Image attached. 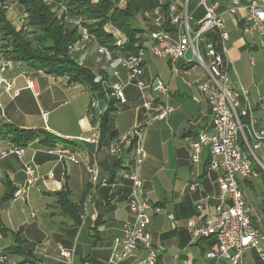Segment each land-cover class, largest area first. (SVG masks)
<instances>
[{"label": "crops", "instance_id": "0c3cea01", "mask_svg": "<svg viewBox=\"0 0 264 264\" xmlns=\"http://www.w3.org/2000/svg\"><path fill=\"white\" fill-rule=\"evenodd\" d=\"M223 10L222 7V13ZM203 14L200 8L195 18ZM238 14L241 13H232L230 16L229 13H223L231 38L228 41L230 84L248 88L250 100L254 104L257 94L264 95V38H246L241 32ZM143 24L140 25L145 32L138 39L142 48H145L152 41L147 24ZM78 34L81 35L80 30ZM81 45L80 51L71 52L76 63L86 67L95 78L101 76L110 84L119 82L124 86V103L109 98L101 85L103 96L95 92L104 101L105 106L102 108L106 111L114 101L115 111L109 112L105 125L102 119L90 120L88 109L60 121L59 116H54L50 122V116L55 111H41L42 106L35 100L36 106L33 108L24 100L19 101L23 92H32L34 97L46 92L66 94L78 88L89 89L85 84H70L66 77L50 76L20 65H14L7 76L6 73L0 74L6 84L12 86L10 91L5 86L0 87L2 119L20 129L46 131L57 137L54 149H67L69 155L78 160V163H62L56 155L47 152L49 148L39 139L29 143L20 156L10 154L0 158V205L7 192L5 183L9 182L13 190L23 192L20 196L26 195L28 206L26 253H10L7 264H64L59 254L60 248L74 250V264H108L113 242L122 236L123 223L131 220L127 204L131 183L122 176V166L127 161L121 165L106 149L116 136L143 124L146 125L144 150L147 157L139 167L138 175L143 182L144 199L162 210L161 214L151 212L149 227L152 244L160 249L158 264H231L223 259H208L206 254L216 249L214 239L206 237L194 240L187 226L190 220L200 226L205 218L214 214L217 205L214 198L219 193L216 183L219 172L209 167L208 150L202 151L197 164L189 160L190 144L201 133H212L213 128L207 101L198 88L200 82L208 80L206 71L198 72V67H185L183 61H178L180 72L173 73L168 59L155 57L150 49L145 48L142 74L128 83L130 71L125 67L117 69V76L109 65L97 72L94 57L88 53L92 46H98L94 40L83 41ZM119 55L128 57L125 53ZM251 57H254L253 64ZM153 79L162 80L170 91L167 104L171 112L164 119H155L165 105L164 100L157 93L148 89L142 91L137 86L139 81L149 83ZM147 103L149 108L144 107ZM46 104L43 103V107ZM98 133L101 136L98 148L82 141ZM12 144L10 140H0V152L7 151ZM261 155L264 159L263 149ZM95 161L100 171L97 181L92 184L86 167ZM29 163L36 170V180L31 188L26 189L23 168ZM129 164L132 165V161ZM51 172L54 174L53 179L48 177ZM190 185L195 186L194 190L190 189ZM243 185L250 188L253 194L252 202L244 196L253 228L264 234V173L257 179L244 181ZM67 189L70 190L72 202L81 207L79 223H75L59 203L57 194ZM85 195L89 197L86 201ZM17 197L14 193L13 199ZM5 215L8 219V213ZM169 215L174 219H170ZM0 223L6 230L0 231V244L15 240V226L11 221L1 219V212ZM260 248L264 252V241L260 243ZM250 251L252 258L247 257ZM141 255V252L137 253L134 258L120 264H138ZM241 264L263 262L258 251L252 248L244 253Z\"/></svg>", "mask_w": 264, "mask_h": 264}, {"label": "built area", "instance_id": "2783aa9c", "mask_svg": "<svg viewBox=\"0 0 264 264\" xmlns=\"http://www.w3.org/2000/svg\"><path fill=\"white\" fill-rule=\"evenodd\" d=\"M121 4L127 0H120ZM171 0L166 16L158 8L153 13L145 12V24L149 31L152 44L148 46L155 57L168 59L173 73H179L177 62L183 61L185 67H201L207 73L206 81L200 82L198 88L206 99L212 121V133H201L190 144V161L197 164L204 149L209 152L208 165L219 172L217 185L219 193L214 198L217 202L214 214L205 218L197 226L194 220L187 223L194 240L213 237L216 249L206 254L208 259H223L231 264H241L244 253L254 248L258 251L264 264V252L260 243L264 241V234L254 230L251 218L246 211V201L241 190L244 181L257 178L259 173V159L256 150H264V95L257 94L255 103L250 100V91L241 85L231 86V60L228 41L229 32L226 27L223 13L238 14L242 34L251 40L256 36L264 38V0ZM190 4L194 7L191 8ZM223 7V13L221 8ZM4 9H8L6 5ZM202 8L204 14L195 18L198 9ZM70 24L81 31V39L71 48V52L80 51L82 42L91 39L88 31L82 25V20L67 19ZM20 21L24 22V18ZM191 22L196 28L191 27ZM172 28V30L170 28ZM117 38L116 31H113ZM205 42L203 43V41ZM117 38V46H121ZM205 45V46H204ZM147 48L146 46H144ZM205 47V53L201 50ZM127 58L112 57V52L107 47L98 46V53L105 56L114 75H118L119 67L129 69L128 83L142 74L144 51ZM254 63V57H251ZM5 69H0V74ZM95 83L100 84L109 98L124 103V86L116 82L108 83L103 77L95 78ZM5 86L7 91L12 88L6 84L0 75V87ZM140 90L148 89L157 93L164 100L165 105L155 119H164L171 107L167 104L169 88L160 79H153L149 83L139 81ZM93 95V94H91ZM91 99L87 111L91 119L101 120L106 110L100 108L98 102ZM149 108V104L144 105ZM98 108V110L96 109ZM103 109V110H102ZM145 124L136 125L128 132L116 136L109 143L107 151L122 165V176L130 180L131 188L127 199L131 220L122 225V236L115 239L112 255L108 264H120L134 258L137 253H142L138 264H158L160 249L154 247L150 233L152 222L151 212L161 214L162 210L144 199L143 182L138 175V169L143 165L147 155L144 148ZM100 133L95 137L82 139L87 144L100 146ZM67 149H49V154H54L62 163H78V160L69 155ZM24 148L14 144L7 151L0 152V158L10 154L22 155ZM132 161V165L129 162ZM95 161L86 167L92 184L99 176V166ZM26 189L33 186L36 180V170L33 165L26 164L23 168ZM53 179L54 174H48ZM194 190V185L189 186ZM22 191L15 196L22 195ZM89 197H85V201ZM174 219L172 215L168 216ZM61 261L64 264H74L75 252L65 248L59 250ZM7 254H0V264H5Z\"/></svg>", "mask_w": 264, "mask_h": 264}, {"label": "trees", "instance_id": "16d2710c", "mask_svg": "<svg viewBox=\"0 0 264 264\" xmlns=\"http://www.w3.org/2000/svg\"><path fill=\"white\" fill-rule=\"evenodd\" d=\"M7 1L9 0H0V34L8 36L12 43V51H4L6 58L9 56L14 63H23L32 70L42 71L50 76L66 77L70 84H85L90 89L100 92L102 96L101 86L95 83V76L71 57V48L80 41L81 35L78 34V28L67 19L80 18L91 39L98 46L107 47L113 58L119 57L122 53L127 56L136 55L142 48L138 37L145 32L138 18L141 17L145 23L144 13H153L158 8L166 16L171 2L127 0L121 4L120 0H20V5L26 13V26L28 22L29 26L37 27L40 32L35 39L29 40L23 28H17L7 18L6 10L3 11L1 6ZM192 6L193 4H190L191 8ZM113 31H118L123 38L122 40L118 37L121 46L116 45L117 38ZM33 42L36 43L34 47ZM113 105L114 101L110 103L109 110L102 118L103 125L106 124L109 112L115 111ZM56 138L46 131L25 130L6 123L0 113V140H10L14 145L25 148L29 143L39 139L46 147L54 149ZM257 171L261 173L260 168H257ZM5 186L7 192L3 203L11 201L16 193L9 182H6ZM57 195L64 212L71 215L75 223H79L81 207L72 202L70 190L67 189ZM0 231H6L1 223Z\"/></svg>", "mask_w": 264, "mask_h": 264}, {"label": "rangeland", "instance_id": "374dc122", "mask_svg": "<svg viewBox=\"0 0 264 264\" xmlns=\"http://www.w3.org/2000/svg\"><path fill=\"white\" fill-rule=\"evenodd\" d=\"M161 2L165 3V0H161ZM4 5H6L8 9H4L3 8ZM1 7L4 9L3 10L1 8L3 11L6 10L5 13L9 21H11L17 28L19 27L23 28V31H25V34H27V37L29 40L35 39L37 36L40 35V32L37 27L29 26L28 22L26 26V13L24 12L22 6L20 5V0H9L3 3ZM225 16L226 14L224 15V18ZM21 18H24V22L20 21ZM139 18H138L139 23L143 24L144 22L141 20V17ZM82 25L83 27H85L84 23ZM191 27L196 28L193 22H191ZM116 35L117 36L119 35L118 37H121L118 31H116ZM121 39L123 40L122 37ZM204 42L205 40L203 41V43ZM32 46L33 47L36 46V43L33 42ZM148 46L149 44L146 45L147 48ZM11 47H12V43H11L10 38H8V36L4 37V35L0 34V69H5L4 73H6V76H7V72L12 67H14V65L26 66L23 63L22 64L14 63L8 58L9 56H7V58L5 57L4 51L11 52L12 51ZM97 50H98V46L94 45L88 50V53L92 57H94L93 58L95 61L94 68L97 70V72H99L100 69L101 70L105 69L109 65V63L107 59L105 58V56L99 54ZM201 52L204 55L205 47L202 48ZM197 69H198V72L203 71L201 67H198ZM97 72L95 73L97 74ZM95 92L96 91L90 88L89 89L78 88L76 91L72 90L69 93L67 92L66 94L57 93V92L40 93L38 97H34V94L32 92H23L21 95V98H19L20 99L19 101L24 100L26 103H28V105L31 106L30 108H33L36 106V104L34 103V100H35L39 102L40 107L42 106L41 111H51V110L55 111V113L52 116H50V122L52 121L54 116H57V117L59 116V121H60L62 118H67V117L72 118L79 111L84 110L86 112L90 104L89 102H91L92 98H94L93 99L94 102H98V104H100V108L104 107L105 106L104 101H102L101 98H98L95 95ZM80 94H83V95L80 96ZM26 103L24 105L25 107H26ZM43 103H47L45 107H43ZM96 109L98 110V108ZM256 155L261 162L259 163V168L261 170V173L258 172L260 176V175H263L264 173V165L262 163V161L264 162V159L261 155V149L256 150ZM257 178H254V179H257ZM241 190L244 196L247 198V200L249 202H252L253 200V194L251 192L252 190L245 185L242 186V184H241ZM12 200L6 202L5 205L4 203L0 205L1 219L6 220L7 222L11 221L15 226L13 231L15 232L14 236L16 239L13 241L11 240L3 241V244H0V254L3 252L7 254V261L5 264H7L8 262V256L10 253H16V252L26 253V208L28 207L26 206V195L18 196L17 198L12 199ZM7 213L9 215L8 219H6V215H5ZM39 218H40V215H39ZM57 225H58V221H57ZM251 252L252 251L247 252V257L252 258ZM25 258H26V255H25Z\"/></svg>", "mask_w": 264, "mask_h": 264}]
</instances>
